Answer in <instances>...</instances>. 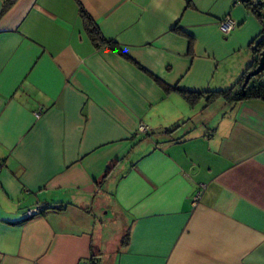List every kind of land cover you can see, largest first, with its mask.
I'll use <instances>...</instances> for the list:
<instances>
[{
	"label": "crops",
	"instance_id": "1",
	"mask_svg": "<svg viewBox=\"0 0 264 264\" xmlns=\"http://www.w3.org/2000/svg\"><path fill=\"white\" fill-rule=\"evenodd\" d=\"M5 1L0 264L95 254L100 264H264V102L191 106L179 93L235 87L264 9L259 19L237 0H80L146 73L94 48L74 0H16L1 15Z\"/></svg>",
	"mask_w": 264,
	"mask_h": 264
},
{
	"label": "trees",
	"instance_id": "2",
	"mask_svg": "<svg viewBox=\"0 0 264 264\" xmlns=\"http://www.w3.org/2000/svg\"><path fill=\"white\" fill-rule=\"evenodd\" d=\"M78 6L79 9V16L81 18V21L84 26L85 33L87 37L89 38L91 44L94 46V48H106L108 51L116 54L117 56L130 61L129 57H127L122 50L120 49L119 45L115 43L114 41L106 40L98 26L95 24V22L91 19V17L85 12L83 9L80 0H74ZM16 0H6L1 15L6 12L11 6L14 5ZM242 4L245 5L246 8L250 9L257 18L261 19L262 15L260 14V10L264 9V3L258 4V3H249L246 1H242ZM176 30V29H175ZM251 51L253 53L254 59L251 66L247 69L246 72H244L235 85V87H232L227 90H218V91H207L201 94L198 93H191L186 91H179L181 97L189 103L191 106L194 105L200 98L204 99V101L207 104H210L217 100L218 98L225 99L229 102L233 103H239L244 101H251V100H258L264 102V27L258 37L251 43ZM263 55V66L260 70V72L255 76L252 77L245 87L244 90H241L242 84L244 82V78L249 73V70L254 71L260 61V57ZM141 71L146 72L143 68L138 66L136 63L133 62ZM147 73V72H146ZM152 77V76H151ZM154 82L165 92L170 93L173 91H177L176 88L169 87L162 83L160 80H158L155 77H152ZM168 131L167 133H169ZM114 167L108 168L105 172L102 180L100 183H97V187L101 186V183L104 182V180L109 176V174L112 172ZM61 208H58L60 210ZM128 231L125 233L121 240V246L127 245L128 242ZM90 264H100V258L99 255H91L90 258Z\"/></svg>",
	"mask_w": 264,
	"mask_h": 264
},
{
	"label": "built area",
	"instance_id": "3",
	"mask_svg": "<svg viewBox=\"0 0 264 264\" xmlns=\"http://www.w3.org/2000/svg\"><path fill=\"white\" fill-rule=\"evenodd\" d=\"M242 1H246L249 3H258V4L264 3V0H237L238 3H241ZM234 28H235V22H233L230 19H225L219 24V30L223 34H228ZM38 116H39V113H35V117H38ZM146 132H147V129L143 125H140L138 127L137 133L145 134ZM204 189H205V185H199L196 192L190 197L189 203H190L191 208L197 207L198 202L201 198V195H202ZM39 210H40V208L30 210L27 212V216L32 217L33 215L37 214L39 212Z\"/></svg>",
	"mask_w": 264,
	"mask_h": 264
},
{
	"label": "water",
	"instance_id": "4",
	"mask_svg": "<svg viewBox=\"0 0 264 264\" xmlns=\"http://www.w3.org/2000/svg\"><path fill=\"white\" fill-rule=\"evenodd\" d=\"M262 66H263V55H261V57H260V61H259V64H258L257 68L254 71L249 72L246 75V77L244 78V82L242 84L241 90H244L245 87L247 86V84L249 83L250 79L252 77H255L260 72Z\"/></svg>",
	"mask_w": 264,
	"mask_h": 264
},
{
	"label": "rangeland",
	"instance_id": "5",
	"mask_svg": "<svg viewBox=\"0 0 264 264\" xmlns=\"http://www.w3.org/2000/svg\"><path fill=\"white\" fill-rule=\"evenodd\" d=\"M231 61H232V60H231ZM231 68H232V63L224 64V65L222 66V72L230 71ZM113 229H114V228H113ZM109 235H110V233H109Z\"/></svg>",
	"mask_w": 264,
	"mask_h": 264
}]
</instances>
